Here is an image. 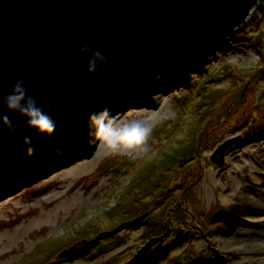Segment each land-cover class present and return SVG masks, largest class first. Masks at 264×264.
I'll use <instances>...</instances> for the list:
<instances>
[{"label": "rangeland", "instance_id": "rangeland-1", "mask_svg": "<svg viewBox=\"0 0 264 264\" xmlns=\"http://www.w3.org/2000/svg\"><path fill=\"white\" fill-rule=\"evenodd\" d=\"M230 34L236 36L230 40ZM208 46L194 54L206 60L198 67L190 59L173 69H167L171 62L158 67L171 79L153 88L160 98L147 113L134 110L144 100L140 89L127 91L126 100L113 87L108 92L114 98L107 92L103 106L123 112L122 119L152 125L145 151H111L83 127L89 113L70 118L101 91L58 117L63 135L55 130L47 139L52 145L27 154L28 164L11 170L9 188L1 194L0 264H34L49 256L54 258L43 264H175L186 250L202 264H264V2L244 24ZM228 140L223 162L213 161L215 149ZM57 146L71 157L63 169H55L64 159L54 153ZM75 156L80 168L72 164ZM180 156L186 160L178 166ZM5 160L0 162L1 185L13 166ZM37 163L48 168L47 174H40L43 167ZM152 163L154 178L168 170L163 201L154 204L148 193L151 218L114 228L128 214L122 211L125 200L142 189L132 187L137 172ZM163 186L157 184L152 193ZM232 201L239 204L237 217L207 221L214 207ZM171 203L181 209L186 233L168 238L171 243L156 251V239H145V233L159 223L152 216H162ZM218 225L223 232L215 231Z\"/></svg>", "mask_w": 264, "mask_h": 264}, {"label": "water", "instance_id": "water-1", "mask_svg": "<svg viewBox=\"0 0 264 264\" xmlns=\"http://www.w3.org/2000/svg\"><path fill=\"white\" fill-rule=\"evenodd\" d=\"M264 0H0V95L24 75L28 91L58 117L104 88L138 72H149L175 59H186L236 28ZM103 24L102 32L93 28ZM91 45L111 52L108 62L88 71ZM75 45V51L69 47ZM62 76L63 82L55 81ZM96 76V82L84 81ZM83 89V91H81ZM16 122L9 132L0 124V161L42 132L18 111L0 104ZM237 139V138H236ZM211 159L223 162L225 148Z\"/></svg>", "mask_w": 264, "mask_h": 264}, {"label": "clouds", "instance_id": "clouds-1", "mask_svg": "<svg viewBox=\"0 0 264 264\" xmlns=\"http://www.w3.org/2000/svg\"><path fill=\"white\" fill-rule=\"evenodd\" d=\"M103 24L94 26L93 31L102 32ZM81 50L91 49V55L88 63V71L95 72L104 63L108 62L111 52H103L99 48H92L91 45L79 46ZM77 46L72 45L69 51H75ZM167 67V65H164ZM175 66L173 65V68ZM159 69H156V77L160 78ZM63 82L62 76H59L55 81L56 84ZM99 83L96 76L84 81L85 85ZM145 87H150L145 81ZM29 84L24 75H19L13 82L11 90L3 92L0 95V104L11 110L18 111L26 117V123L29 126H34L37 132L52 134L57 127L58 117L52 115L53 105L49 104L47 110L37 100L36 96L28 91ZM83 91V89H81ZM74 105L69 104L65 109V113L70 111ZM0 124H3L9 132L16 131V122L11 118L8 112H0ZM77 127H82L80 121H76ZM83 127L88 135L95 136L105 144L111 151H121L124 149H136L137 151H145L148 148L147 140L152 133V125L148 122L137 119H122L119 118L113 111L110 105H104L102 108L94 110L88 114L87 120ZM24 150L31 155L35 151V144L32 138L28 135H23ZM63 149L57 146L54 149L55 154H60ZM51 158V154L48 157Z\"/></svg>", "mask_w": 264, "mask_h": 264}, {"label": "trees", "instance_id": "trees-1", "mask_svg": "<svg viewBox=\"0 0 264 264\" xmlns=\"http://www.w3.org/2000/svg\"><path fill=\"white\" fill-rule=\"evenodd\" d=\"M236 35H231L230 34V40L233 39V37H235ZM227 39V38H226ZM202 58V57H201ZM201 58H195L196 60H200ZM209 97V96H208ZM102 101V97L101 94L97 95L94 99L90 100L86 105L90 106V109H98L99 108V103ZM81 109L79 111H86L89 108H86L85 104L84 106L80 107ZM79 111L76 112H71V114L73 113H78ZM61 118H58V121ZM57 121V126L60 124ZM54 135L53 134H43L39 139L44 138V141L46 139H48L49 137H52ZM185 156L187 155V153L184 154ZM184 156V157H185ZM169 156L166 155L165 159L168 158ZM23 158L24 155L21 153H17L15 155V157H11L9 158L7 161H14V163H21L23 162ZM178 166L182 165L184 163V160H186L183 157H178ZM169 160L172 162L173 159L169 158ZM153 163L151 165H147L144 167V169L140 172H137L138 175L135 176V178L133 179L132 182V187H137L141 186L137 191L134 192L132 197H129L128 200H125L124 202L127 204L126 207L123 206V210H126V212L128 211V214L125 215L123 218H121V220H126L133 217V220L135 221V223H133L135 226L138 225V223H140V220L143 221L144 219H150L151 218V214L152 212H147L149 210V202L152 200V198L150 199V201L148 202L147 199V194L151 193L152 196L154 197L152 201H155L154 204H159L161 202V200L163 201V190L165 189V187H167V183H168V179H164V177L166 176V172L168 170H160L161 173L157 175V178L152 177L153 174ZM175 175V172H173V175L171 178H173V176ZM160 183H164L163 188L161 189V191L159 193H152L153 189H155L156 185L160 184ZM153 188V189H152ZM157 188V187H156ZM149 190V191H148ZM162 194V195H161ZM170 197V196H169ZM169 204L166 206L165 210L167 211L166 213L163 212V214L165 215L163 217L162 216H152V220H157L159 223L158 224H153L151 225L145 233V239L148 238H155L157 240V246L155 248H157L158 246L162 245L163 243L167 242V239L170 237H176V239H180L182 237V232L185 228V223L183 221V219L181 218V209L178 207H175V204ZM175 207V208H173ZM238 208V204L235 202H229L228 204H222L221 206H216L214 207L208 214L207 216H205V218L207 217V221H209L212 218H219L221 217L222 219H225L226 221H232L234 219V217L236 216V211ZM164 211V209H163ZM234 216V217H233ZM170 217V225L168 228V218ZM143 219V220H142ZM213 220V219H212ZM210 220V221H212ZM217 220V219H214ZM213 227V226H212ZM168 228V229H167ZM215 231H224V227L222 228L221 226H216L214 227ZM87 232L84 231V234L86 235ZM160 244V245H159ZM80 248V247H79ZM77 249V247L75 248ZM187 253V254H185ZM48 255V254H45ZM45 255L43 257H45ZM45 259V258H44ZM41 260V259H40ZM175 264H202L201 262V258L200 259H193V257H191V254L188 253L187 251H184L181 255L175 257Z\"/></svg>", "mask_w": 264, "mask_h": 264}, {"label": "bare ground", "instance_id": "bare-ground-1", "mask_svg": "<svg viewBox=\"0 0 264 264\" xmlns=\"http://www.w3.org/2000/svg\"><path fill=\"white\" fill-rule=\"evenodd\" d=\"M253 10V9H252ZM251 14V13H250ZM250 14L248 15V17L250 16ZM248 17H246V19L242 22V24H244L246 21H247V19H248ZM241 24H239V25H237L236 26V28H238L239 26H240ZM235 28V29H236ZM227 33V32H226ZM228 34H226V36H227ZM216 39H214V41H215ZM213 42V41H212ZM211 42V43H212ZM210 43V44H211ZM210 44H208L209 46H208V48L210 47ZM214 44H216V42L214 43ZM194 56V57H193ZM191 57V58H190ZM190 57H187V58H190V60H192L193 61V63H194V65H196L197 67L201 64V63H203L204 61H206V60H204L203 58H201L199 61L198 60H196L195 58L197 57V58H199L197 55H192V56H190ZM186 58V59H187ZM168 62H171V63H168L169 64V66L167 67V69H170V68H172L173 69V65L176 67V66H179L180 64H184L185 63V61L184 60H182V59H175V60H172V61H168ZM167 63V62H166ZM166 63L164 64V65H166ZM164 65H162V66H160L159 67V69H162V67L164 66ZM158 69V68H157ZM154 70H156V68L155 69H153V70H151V71H149V72H138V73H133V74H130L128 77H126V78H124V79H122V80H120V81H118V82H116V83H114L113 85H110V86H108V87H106V88H104L103 90H101V92H102V95H103V97H104V94L103 93H106L107 91H112L111 90V87L112 86H116V90H119V91H124L120 96H121V98H123V99H125L126 100V97H128L129 96V93L127 92V91H129L130 89H132V88H135L136 90H139V92L138 93H140V92H142V93H140V95L142 96V99H144V100H142V103L139 105V106H135V107H137L136 109H134L135 111H137V112H140V113H147L148 112V107L150 106V107H156L155 105H154V103L152 102V101H154V99H156V98H160L158 95H159V93H156V91L153 89V88H155V87H157L158 86V88H160V87H165L166 85H167V83H168V81L171 79V76L169 75V74H165V73H160L161 74V76H160V78H157L156 77V72L155 73H153L154 72ZM210 79V78H209ZM147 82V83H150V87H145V84H144V82ZM140 87H144V88H140ZM158 94V95H157ZM103 97H102V100H103ZM122 99V100H123ZM148 99V101L146 102V100ZM163 100V99H162ZM162 100H161V102H162ZM162 106V105H161ZM161 108V107H160ZM123 114V112H121V113H117L116 112V115L119 117V118H121V115ZM99 142H101V141H99ZM95 149H97V147H94ZM66 153V152H65ZM232 154V153H231ZM59 156H64V159H62V160H58L59 162H57L56 164L58 165L57 166V168H55V169H63V167L64 166H67V165H69V160H70V156H65L64 155V153H61V154H58ZM80 158H78V157H76L75 156V160L73 161V163L72 164H75V162H77V164H78V166H79V168L81 167V164H80ZM61 162V163H60ZM60 163V164H59ZM50 164V163H49ZM50 166L52 167V165L50 164ZM254 166V168H257V166H255V165H253ZM37 167L39 168V167H43V168H41V172H40V174L41 175H43L44 173H46L47 174V171H48V168H45L44 166H43V164L42 163H37ZM51 167H49V168H51ZM32 168H36L35 166L34 167H32ZM37 168V169H38ZM7 189H5V186L4 185H1L0 184V197L3 195L2 193H4L5 191H6ZM2 194V195H1ZM132 223H135V221L133 220V221H131ZM148 239H150V238H148Z\"/></svg>", "mask_w": 264, "mask_h": 264}]
</instances>
